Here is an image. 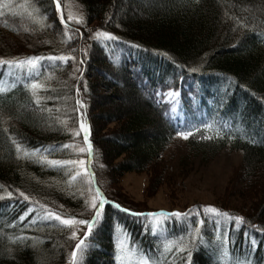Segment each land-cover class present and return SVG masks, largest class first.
<instances>
[{
	"label": "trees",
	"instance_id": "obj_1",
	"mask_svg": "<svg viewBox=\"0 0 264 264\" xmlns=\"http://www.w3.org/2000/svg\"><path fill=\"white\" fill-rule=\"evenodd\" d=\"M78 1L86 13L79 31L68 17V24L61 23L55 0H0V58L75 57L0 85V264H72L71 253L87 226L81 230L45 220L41 206L66 219H84L93 214L86 198L88 176L103 188L98 161L109 175L112 169L123 174L153 165L175 132L170 104L159 101L157 91L178 90L187 77L207 81L204 88L212 99V106L203 103L208 121L188 137L191 148L212 155L227 146L242 150L250 188L264 191V0ZM125 2L133 8L125 9ZM22 3L36 11L14 13L12 4ZM98 30L118 39H97ZM98 71L104 78H98ZM122 81L130 95L140 97L131 96L119 107L113 96L99 94L102 87L116 92ZM33 82L44 86L35 95ZM107 102L115 105L114 112L91 113ZM81 117L90 125L91 152L78 151L87 149ZM116 120L124 121L123 127L97 139ZM101 139L106 145L98 149ZM65 144L74 146L61 147ZM37 148L35 156H24ZM37 156L85 163L52 167ZM262 197L249 214L219 208L244 217L243 224L201 206L197 212L169 216L164 236L154 231L146 211L108 200L101 222L85 240L80 264H118L120 228L154 264H264V192Z\"/></svg>",
	"mask_w": 264,
	"mask_h": 264
},
{
	"label": "rangeland",
	"instance_id": "obj_2",
	"mask_svg": "<svg viewBox=\"0 0 264 264\" xmlns=\"http://www.w3.org/2000/svg\"><path fill=\"white\" fill-rule=\"evenodd\" d=\"M26 2L29 3V1ZM63 2L64 4L59 1L61 5L59 12L60 15L61 12L63 13L65 23L68 22L67 17H69L70 14L74 18L82 17L85 21L86 13L81 2L78 0H63ZM123 4L125 9L126 7L129 9L133 8L131 3L128 4L125 2ZM11 8L14 13L20 12L21 15H32V11H36L34 7L31 11L26 3L18 5L12 4ZM124 8L120 6L119 11L123 12ZM72 23L73 25L71 24V27L74 29H77L78 31L82 29L83 25L81 23H77L76 19H73ZM83 48L85 49V52L87 51V54H89V44L85 43ZM15 52L21 51L16 50ZM47 57L41 60L35 68H20L16 65H0V72L3 74L0 85L7 86L11 81L29 77L38 72L45 65L58 61L49 60ZM88 71L94 73L96 72L94 68L90 67ZM84 73L85 68L83 69V75ZM97 76L98 78H102L103 74L98 71ZM124 82L125 81L119 83V89H117L116 92L102 87L98 90L99 94L113 96L116 100L115 104H118L119 107L123 103H127V99L131 96L139 98L140 96L138 97V94L130 95L128 93L129 90ZM205 84H207V81L187 77L181 81V85L178 90H168L165 92L158 90L157 98L159 101H162L163 103L167 102L172 106L175 104V99L181 100L182 96V100L184 101L188 111V116L192 118L193 121H197L194 120L196 110L204 111L209 106H212V99H209L211 96L209 97L208 91L204 88ZM81 85H83L82 82L78 84V88L82 87ZM204 101L208 103V107L203 105ZM102 106V109L99 111H92L91 113L105 114L107 111H115V105L109 102L103 104ZM188 107H190V110ZM81 114L82 110L80 109V115ZM200 115L202 116V120H205L206 115L204 112ZM225 124L229 126L228 121ZM123 125L124 121L116 120L111 122L108 124V129H101L99 135L97 134V139L102 136H106L115 130L121 129ZM197 125L198 123L194 122L193 124H189L185 127L184 130L179 127L178 128L180 130H178V128L174 127V134L169 136L165 147L156 157L155 163L148 167L145 171H130L123 174H116L112 172V169L111 174L109 175V172H106V170L103 171L105 165L98 161L96 169L101 174V183L103 188L101 189L99 187L91 175L90 177L88 176L89 185L87 184L88 190L86 193L88 204H90L92 196L95 195V188L98 187L105 195L106 203L108 200H112L115 205L133 211H153L156 213L160 211H164L166 213L178 211L182 214H190L197 212L198 208L201 206L213 205L217 208L234 211L238 215L252 213L254 204H259L261 200H263L262 196L264 191L261 189L256 191L254 188H250V184L247 182V175L245 174V169L243 167V151L227 146L221 149L218 153L212 155L210 152H204L191 148L188 143V138L184 139L177 136V132H193L197 128H192ZM98 144H100L98 149L101 145L103 147L106 145L102 139ZM88 159L89 162L90 156ZM122 160L123 159L117 162ZM108 163L110 164V161ZM92 210L93 214L91 215L92 212L88 215L86 213L85 218L82 220H89L88 217H90V215V218H92L95 215V209ZM101 218L96 222L95 226L101 222ZM167 218L168 217H150V221L153 222L154 225V231L158 232L160 236H164L165 234L163 229ZM75 227H80L81 230H84L83 225H77ZM117 231H119L116 235V241L119 248L117 257L118 264H145V261H147L148 264H154L150 262L148 256L139 251L135 245H132L127 233L122 230V228ZM82 234H84L83 231ZM84 247L85 245L82 247V250ZM81 251L77 255L78 261L76 260V264H80Z\"/></svg>",
	"mask_w": 264,
	"mask_h": 264
},
{
	"label": "snow or ice",
	"instance_id": "obj_3",
	"mask_svg": "<svg viewBox=\"0 0 264 264\" xmlns=\"http://www.w3.org/2000/svg\"><path fill=\"white\" fill-rule=\"evenodd\" d=\"M56 7L57 10L60 9V4H59V0H57L56 3ZM0 15H3V13H0ZM69 20H73L76 19L77 23H84V20L82 17L79 18H74L71 14L69 15ZM60 20L61 23H64V19H63V13L61 12L60 15ZM95 37L97 39L100 38H104L107 40H115L118 39L117 37H115V35L113 33H109L107 31H102V30H98L95 32ZM45 59V57L43 56H32V57H28L26 59L23 60H17V59H12V60H6L4 58H0V65H16L17 67L20 68H24V67H29V68H35L36 65L41 61ZM47 59L49 60H59V61H64L67 62L69 59H75V57H71V56H66V55H60V56H49L47 57ZM81 63H83V60H81ZM44 86L42 84H39L38 82H33L31 84V88L33 90V94L35 95V90L38 88H43ZM79 91V89H77V92ZM36 103L39 104L40 103V97L36 96ZM77 104L83 108L86 107L83 102L81 100H77ZM82 115V114H81ZM79 128L80 130H82V132L84 133L83 139L85 142H87V149H85L84 147H78V151L79 152H91L92 151V144L89 141V135H90V125H88L87 123L84 122L83 118H81L80 122H79ZM81 133L80 131L75 132V135L79 136ZM193 134L192 131H179L177 132V136L182 137L184 139H187L189 136H191ZM208 139H211L212 137H207ZM74 145L71 144H65L62 145L61 147H67V148H71ZM17 151H20V146L17 145ZM40 151V149H33L31 152L25 151L24 152V156L27 158H31L32 156H35L36 154H38ZM37 160L39 163H47L49 166L52 167H62V166H68V165H83L85 162L83 160H79V161H73V160H49L47 159V157H40L37 156ZM79 173H77L78 175ZM73 179H75V177H73ZM18 191V190H17ZM12 192H8L7 196L8 198L12 197ZM19 195L21 197H23L25 200H28L29 197L25 195V193L23 192H19ZM2 198V197H0ZM106 203V199L104 194L100 191V189L97 187L95 188V195L92 196V199L90 201V206L92 209H95V215L91 218V220H82V219H76L75 217L72 218H64V216L62 214H58L57 212L51 210V209H47L46 205H42L41 207L43 209L46 210L45 215L43 216V219L45 220H56V221H60L63 225L68 226L69 228H73L76 225H86L87 226V231L84 234V238L80 239L79 242L75 245V250L72 251L71 253V257H72V264H76V260H77V255L78 253L82 250V247L85 244V240L91 236L92 231H93V227L96 225V222L101 218V214H102V210L103 207ZM29 212L33 211V209H29ZM205 211L206 212H210V213H214V214H218V215H222L224 217L229 218L230 220H234L235 222H237L238 224H243L245 222V218L241 217V216H235L232 217L229 213L227 212H221V210L213 205H209V206H205ZM28 213H25V215H27ZM148 215L152 216V217H168V216H176L179 217L181 215H183L180 212H174V213H166L164 211H160L158 213L153 212V213H149ZM21 220L24 219V217H20ZM201 223H203V221H201ZM77 233L75 231L72 232V237L76 238ZM188 258L189 261L191 259V252H188ZM145 264H148L147 261H145Z\"/></svg>",
	"mask_w": 264,
	"mask_h": 264
},
{
	"label": "bare ground",
	"instance_id": "obj_4",
	"mask_svg": "<svg viewBox=\"0 0 264 264\" xmlns=\"http://www.w3.org/2000/svg\"><path fill=\"white\" fill-rule=\"evenodd\" d=\"M105 196V195H104Z\"/></svg>",
	"mask_w": 264,
	"mask_h": 264
}]
</instances>
